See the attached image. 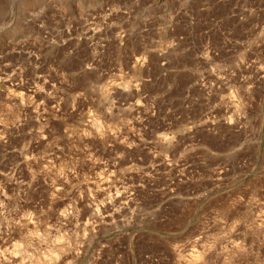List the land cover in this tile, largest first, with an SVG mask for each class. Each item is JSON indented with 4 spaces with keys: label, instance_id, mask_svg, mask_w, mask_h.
I'll list each match as a JSON object with an SVG mask.
<instances>
[{
    "label": "rangeland",
    "instance_id": "obj_1",
    "mask_svg": "<svg viewBox=\"0 0 264 264\" xmlns=\"http://www.w3.org/2000/svg\"><path fill=\"white\" fill-rule=\"evenodd\" d=\"M193 254L264 264V0H0V264Z\"/></svg>",
    "mask_w": 264,
    "mask_h": 264
},
{
    "label": "bare ground",
    "instance_id": "obj_2",
    "mask_svg": "<svg viewBox=\"0 0 264 264\" xmlns=\"http://www.w3.org/2000/svg\"><path fill=\"white\" fill-rule=\"evenodd\" d=\"M199 255H200V254H193V256L191 257V259H190L189 261H192V260H193L194 262H191V263H192V264H195V263H196L195 261L198 260L199 257H202V255H201V256H199ZM200 259H201V258H199V260H200ZM199 260H198V261H199ZM198 261H197V262H198ZM189 264H190V263H189Z\"/></svg>",
    "mask_w": 264,
    "mask_h": 264
}]
</instances>
